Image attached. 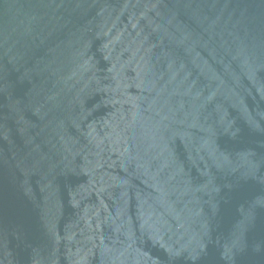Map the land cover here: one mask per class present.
I'll list each match as a JSON object with an SVG mask.
<instances>
[{
  "label": "water",
  "instance_id": "95a60500",
  "mask_svg": "<svg viewBox=\"0 0 264 264\" xmlns=\"http://www.w3.org/2000/svg\"><path fill=\"white\" fill-rule=\"evenodd\" d=\"M0 264H264V0H0Z\"/></svg>",
  "mask_w": 264,
  "mask_h": 264
}]
</instances>
